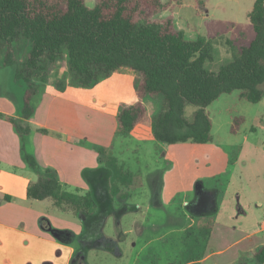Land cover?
I'll return each mask as SVG.
<instances>
[{
  "label": "trees",
  "instance_id": "obj_1",
  "mask_svg": "<svg viewBox=\"0 0 264 264\" xmlns=\"http://www.w3.org/2000/svg\"><path fill=\"white\" fill-rule=\"evenodd\" d=\"M164 10L160 0H97L92 8L84 0H0V69L13 67L14 83L24 88L18 118L1 113L0 118L12 124L22 160L37 176L27 187L26 198L51 202L81 222L82 231L75 235L39 218L41 230L75 248L71 264H87L91 250L118 255L117 240L104 234V224L113 217L118 231L119 219L134 209L114 206L111 184L114 176L122 180L126 172L116 167L113 157L103 156L104 148L97 152L106 165L82 172L88 185L84 195L67 191L57 173L41 167L29 151L31 130L26 121L35 112L33 99L59 62L67 65L68 85L79 88H91L123 68L136 73L138 101L120 107L117 132L127 136L136 125L148 123L155 141L165 145L211 142L212 123L205 109L224 94L238 91L252 104L264 99V0H254L248 13L254 38L216 72L205 67L213 60L211 41L186 39L172 15L155 17ZM22 40L28 41L30 50L19 64L16 47ZM55 86L63 91L66 82L57 80ZM158 98L162 108L149 117L144 101ZM187 105L195 107L190 119L185 117ZM263 263L264 244L231 264Z\"/></svg>",
  "mask_w": 264,
  "mask_h": 264
},
{
  "label": "crops",
  "instance_id": "obj_2",
  "mask_svg": "<svg viewBox=\"0 0 264 264\" xmlns=\"http://www.w3.org/2000/svg\"><path fill=\"white\" fill-rule=\"evenodd\" d=\"M173 21L176 29L183 31L186 37L184 29L187 26L178 28L182 22L175 21L174 17ZM1 56L0 54V60ZM57 80L66 82L63 91L57 90ZM138 80L136 73L123 68L91 88L74 87L68 85L65 61L59 62L48 77L45 92L41 95V102L35 107L33 117L26 121L31 130L28 149L37 163L43 168L53 169L67 191L84 195L88 191V185L82 178L83 170L106 165L105 157H113L112 152L118 137L133 141L136 145L148 144L153 148L151 152H154L149 158L156 160H140L145 155L136 158V153L133 152V159L124 162L126 167L123 165L120 168L126 175L121 176L122 180L114 176L111 184V191L115 192V208L120 209L127 205L134 209L119 219L118 231L113 217L108 218L104 224L103 232L111 221L114 233L109 237L117 240L119 249L122 244H129L131 233L135 232L136 239H140L147 229L156 233L160 229H167L168 232L163 233L162 238L170 234H180L181 239L185 238L186 232L194 229L196 235L192 240V248L201 246L199 239L210 245L230 243L226 247L212 249L210 253L172 264H205L211 260L214 264H231L241 255L263 245L264 220L256 222L257 230L246 233L240 224L243 216L234 212L230 216L223 215V211H228L209 201L208 189L203 190L200 184L198 191L197 178L192 180L190 176L182 175L176 181L170 180L165 167H175L178 162L174 160L176 154L172 153L166 159L164 146L155 141L148 123L136 125L127 136L117 132L116 117L120 107L133 105L138 101L134 95V83ZM239 98L241 99L240 95ZM21 102L22 96L20 101H14L0 95V113L5 117L18 118ZM144 104L150 117L151 100L146 99ZM5 117L0 118V264H71L75 248L58 242L51 234L41 230L39 218L45 217L52 227L71 231L75 235L82 231L81 222L71 213L53 208L51 202L31 201L26 198L27 187L37 180V176L26 168L21 157L19 137ZM86 140L92 141L93 145L86 147ZM97 148L105 149V157L98 154ZM188 164V160H184V169L188 168ZM187 187L189 190L197 189L196 197L199 192H203L204 200L201 206H198V201L194 205L186 204L188 213L177 214L173 191L181 189L185 193L183 197L186 198ZM167 202L169 203L166 204ZM258 205L262 206L261 202ZM183 206L184 204H180L177 207ZM143 210L145 215L137 217ZM148 212H162L166 217L150 218ZM126 218L128 221L124 220ZM242 245L244 247H240ZM231 247H237V250L227 254ZM95 251L97 250L87 253V264L89 256L97 257L94 256Z\"/></svg>",
  "mask_w": 264,
  "mask_h": 264
},
{
  "label": "rangeland",
  "instance_id": "obj_3",
  "mask_svg": "<svg viewBox=\"0 0 264 264\" xmlns=\"http://www.w3.org/2000/svg\"><path fill=\"white\" fill-rule=\"evenodd\" d=\"M96 1L84 0L90 8L94 7ZM160 2L166 6V10L158 13L156 18L163 19L172 15L175 21L182 22L178 28L187 26L184 29L186 39L202 37L211 41L214 48L213 60L205 63L209 71L216 72L239 52L241 45L249 44L254 38V31L248 20V13L254 0H160ZM29 50L30 45L26 40L17 45L19 64ZM13 73V67L0 69V95L20 101L24 88L14 83ZM137 83H134V88ZM45 88L46 84L39 86V91L33 99L35 107L41 102ZM161 108V98L152 100L149 106L151 116L159 113ZM194 110L195 107L187 105L185 117L190 119ZM205 110L212 122L211 142L202 146L191 143L163 144L166 159L174 153L176 154L174 160H178L175 167L170 168V165H166L165 172L170 176V180L175 181L182 175L190 176L192 180L197 178L199 180L197 189L202 184L203 190L209 191V201L228 211V213L223 211V215L230 216L234 212L243 216L240 224L244 231L246 233L255 231L258 229L257 226L255 228L256 222L264 220V99L261 103L252 104L240 99L239 92L234 91L222 95ZM239 117L243 118V123ZM92 143L86 140L85 145L90 147ZM136 144L121 137L116 139L112 154L113 159L117 160V168L123 167L127 160H132L135 153L136 158L145 155V158L141 157L140 160H156L149 158L154 155V152H151L152 146ZM160 159L162 160L161 157ZM184 160L190 163L186 169L183 167ZM186 189V198L183 197L185 193L181 189L172 193L175 196L173 203L177 214L188 213L189 208L185 206L186 204L194 205L198 201V206H201L204 200L203 192H199L197 198V189L189 190V187ZM258 202H261L262 206L258 205ZM180 204H184L183 208L177 207ZM144 215L143 210L136 216ZM148 215L150 218L166 217L162 212H148ZM124 220L128 221V218ZM189 231L185 233L183 239L180 234H170L162 238L161 235L167 233V229H160L157 233L147 229L140 239H136V233L133 232L129 237V244L124 243L120 246V255L104 254L103 251L97 250L94 253L97 257L89 256L88 264H172L230 244L223 242L220 245H210L199 239L201 246L192 248V240L196 234L194 229ZM104 233L108 237L113 235L111 221L105 227ZM236 250L237 247H231L227 254ZM211 263L215 262L211 260L205 264Z\"/></svg>",
  "mask_w": 264,
  "mask_h": 264
}]
</instances>
